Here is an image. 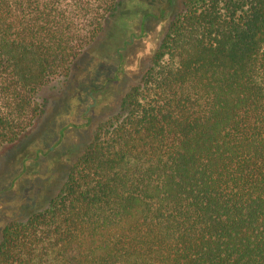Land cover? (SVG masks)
Masks as SVG:
<instances>
[{"label":"trees","instance_id":"obj_1","mask_svg":"<svg viewBox=\"0 0 264 264\" xmlns=\"http://www.w3.org/2000/svg\"><path fill=\"white\" fill-rule=\"evenodd\" d=\"M121 3L0 0V148ZM45 203L4 223L0 264H264V0H181Z\"/></svg>","mask_w":264,"mask_h":264},{"label":"rangeland","instance_id":"obj_2","mask_svg":"<svg viewBox=\"0 0 264 264\" xmlns=\"http://www.w3.org/2000/svg\"><path fill=\"white\" fill-rule=\"evenodd\" d=\"M164 2L122 0L116 18L74 61L69 75L52 78L38 91L44 112L16 143L0 148V231L7 220L45 206L96 124L117 112L181 8V0H169L163 9ZM88 118L90 124L81 127Z\"/></svg>","mask_w":264,"mask_h":264}]
</instances>
